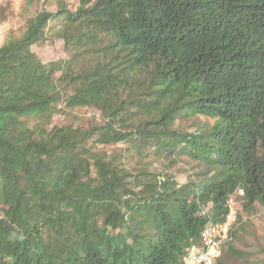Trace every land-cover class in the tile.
I'll use <instances>...</instances> for the list:
<instances>
[{"label": "trees", "instance_id": "16d2710c", "mask_svg": "<svg viewBox=\"0 0 264 264\" xmlns=\"http://www.w3.org/2000/svg\"><path fill=\"white\" fill-rule=\"evenodd\" d=\"M54 38L68 60L33 51ZM59 103L102 122L30 125ZM118 143L194 169L133 174L97 150ZM241 190L264 208V0L63 1L0 46V264H182ZM240 214L215 264L245 258Z\"/></svg>", "mask_w": 264, "mask_h": 264}, {"label": "rangeland", "instance_id": "374dc122", "mask_svg": "<svg viewBox=\"0 0 264 264\" xmlns=\"http://www.w3.org/2000/svg\"><path fill=\"white\" fill-rule=\"evenodd\" d=\"M63 1L72 11L83 2V0H0V46L10 39L20 38L31 18L43 11L55 12ZM32 49L44 62H50L68 60L74 47H68L63 39L54 38L46 43L34 45ZM58 107L60 111L52 118L36 116L30 118V125L35 126L39 123L48 129L66 125L88 128L94 123L102 122L101 113L96 109H70L65 107L64 103H59ZM183 127L188 131H194V120L187 121ZM125 147L124 143L98 145L97 150H103L108 160L115 162L119 167L128 168L133 174L139 173L142 168H147L155 172L159 180L163 178L164 173H170L179 182H185L188 175L184 172L194 169L193 164L187 159L177 162L173 168L168 167V162L162 161L141 164L136 158L125 157ZM91 176H96L95 170L92 171ZM241 196L240 192L234 195L238 214L241 213L234 244L245 252L246 256L244 259H228L226 264H264V208L257 204L250 211H242Z\"/></svg>", "mask_w": 264, "mask_h": 264}, {"label": "built area", "instance_id": "2783aa9c", "mask_svg": "<svg viewBox=\"0 0 264 264\" xmlns=\"http://www.w3.org/2000/svg\"><path fill=\"white\" fill-rule=\"evenodd\" d=\"M243 191L240 194L243 195ZM234 195L228 200L229 212L223 222L210 220L202 229L200 240L192 244L182 264H215L221 256L223 245L231 239L238 218V207Z\"/></svg>", "mask_w": 264, "mask_h": 264}]
</instances>
